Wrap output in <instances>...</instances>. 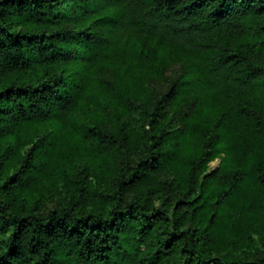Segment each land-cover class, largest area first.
I'll list each match as a JSON object with an SVG mask.
<instances>
[{
	"label": "trees",
	"instance_id": "obj_1",
	"mask_svg": "<svg viewBox=\"0 0 264 264\" xmlns=\"http://www.w3.org/2000/svg\"><path fill=\"white\" fill-rule=\"evenodd\" d=\"M153 37L194 71L132 117L118 74L160 75ZM263 246L264 0H0V264H264Z\"/></svg>",
	"mask_w": 264,
	"mask_h": 264
},
{
	"label": "rangeland",
	"instance_id": "obj_2",
	"mask_svg": "<svg viewBox=\"0 0 264 264\" xmlns=\"http://www.w3.org/2000/svg\"><path fill=\"white\" fill-rule=\"evenodd\" d=\"M144 46L149 49L155 48L156 60L162 63L163 71L160 72V75L149 74L133 68H128L126 74L119 72L118 77L132 83L134 91L138 95V102L133 106L132 117H138L140 112L142 113L143 103H149L152 100V95L155 94V90L166 89L169 79L177 78L183 74L190 75L194 71L186 54L182 52L175 54L168 53L162 45L157 43L154 37L146 40ZM126 65V62H124V66ZM103 118L104 123L107 126H111L118 119V112L112 107H107L103 111ZM219 163L220 159L214 160L210 163L208 170L215 168Z\"/></svg>",
	"mask_w": 264,
	"mask_h": 264
}]
</instances>
